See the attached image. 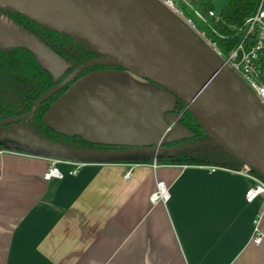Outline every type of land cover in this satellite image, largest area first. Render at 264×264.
Returning a JSON list of instances; mask_svg holds the SVG:
<instances>
[{
  "label": "crops",
  "instance_id": "0c3cea01",
  "mask_svg": "<svg viewBox=\"0 0 264 264\" xmlns=\"http://www.w3.org/2000/svg\"><path fill=\"white\" fill-rule=\"evenodd\" d=\"M153 93L124 70L94 71L55 101L47 122L89 140L150 135ZM52 163L0 150V264H264V195L245 202L250 177L182 163L85 164L69 175L61 164L63 178L45 181ZM157 181L169 188L165 203L150 201Z\"/></svg>",
  "mask_w": 264,
  "mask_h": 264
},
{
  "label": "water",
  "instance_id": "95a60500",
  "mask_svg": "<svg viewBox=\"0 0 264 264\" xmlns=\"http://www.w3.org/2000/svg\"><path fill=\"white\" fill-rule=\"evenodd\" d=\"M1 7L44 28L81 38L105 58L75 68L39 96L26 114L1 120L0 150L81 164H167L159 160L221 149L236 165H210L247 168L264 181V105L202 39L159 1L0 0ZM0 22L5 25L0 26V47L29 50L55 77L69 68L49 47L2 13ZM106 65L118 66L159 91L150 99L154 117L150 135L136 128L135 132L119 134L114 138L117 140L98 141L86 139L79 132L58 130L47 122L56 102L43 116L49 128L89 143L122 148L96 151L69 147L39 137L25 124L41 103L71 84L81 72ZM178 99L206 140L165 147L193 136L178 122L180 116H165L174 110Z\"/></svg>",
  "mask_w": 264,
  "mask_h": 264
},
{
  "label": "trees",
  "instance_id": "16d2710c",
  "mask_svg": "<svg viewBox=\"0 0 264 264\" xmlns=\"http://www.w3.org/2000/svg\"><path fill=\"white\" fill-rule=\"evenodd\" d=\"M211 1L212 0H192V3L195 9L208 16V11L213 10ZM258 1L259 0H230L219 14V22H214L212 18L208 17L206 23H198L196 20L195 21L205 30L207 37L215 40L221 47L226 46L230 48V45L232 46L236 42V38H231L230 36L233 34L230 30V26L240 25L246 18L253 14L256 10ZM0 13L33 34L41 43L49 47L69 65V68L65 72L55 77L29 50L25 48L0 47V121L9 117L26 114L39 96L62 82L75 68L85 62L105 58L103 54L93 51L89 44L81 38L64 33H57L53 30L44 28L16 14L10 8L1 7ZM220 36L226 38H221ZM229 48H226L225 51ZM104 69L121 68L115 65L94 66L81 72L72 83L91 72ZM71 84L41 103L32 118L27 120L25 124L39 137L65 146L96 151L121 149L122 147L120 146L89 143L78 136L71 137L60 134L49 128L43 122V116L50 105L53 104ZM177 105L180 108L184 107V104L179 99L177 100ZM185 116L186 120L190 121V124L196 129L195 132L198 135L193 142L206 140L204 134L196 126L192 116L188 112H185ZM186 144L189 143L183 145ZM159 162L188 164L224 163L227 165H236L221 149L201 151L175 159H161Z\"/></svg>",
  "mask_w": 264,
  "mask_h": 264
},
{
  "label": "built area",
  "instance_id": "2783aa9c",
  "mask_svg": "<svg viewBox=\"0 0 264 264\" xmlns=\"http://www.w3.org/2000/svg\"><path fill=\"white\" fill-rule=\"evenodd\" d=\"M169 8L184 24H186L200 39H202L221 61L244 83V85L255 95V97L264 105V0H259L256 10L240 25L230 26L233 32L231 38H236L234 45L219 46L212 38L207 37L206 32L198 23H206L207 17L212 18L214 22H219L220 17L214 10L208 11V16L195 9L192 0H178L182 9L174 5L173 0H157ZM198 23H196V21ZM214 31V30H213ZM221 38H226L222 37ZM227 40V39H226ZM226 48H229L227 51ZM46 172L43 174V180L48 181L52 178L61 179L64 174L60 170L61 164H68L71 170L69 175H75L78 169L85 165L81 163H70L63 161H52ZM156 168L160 163L150 164ZM201 165V164H200ZM210 172L216 170L229 169L244 176L253 179L254 183L245 191V202L253 203L256 198L264 195V181L247 168L230 169L221 165H206ZM130 172L125 173L129 177ZM169 199V188L163 181H157L155 188L150 195L151 203L167 202ZM262 214L253 222V234L251 242L255 245L261 244L263 233L259 227Z\"/></svg>",
  "mask_w": 264,
  "mask_h": 264
},
{
  "label": "rangeland",
  "instance_id": "374dc122",
  "mask_svg": "<svg viewBox=\"0 0 264 264\" xmlns=\"http://www.w3.org/2000/svg\"><path fill=\"white\" fill-rule=\"evenodd\" d=\"M190 1V0H189ZM230 0H212L211 1V5H212V8H213V10L215 11V13L216 14H220L221 13V11L223 10V8L225 7V5L229 2ZM173 2H174V5L177 7V8H179V9H182L183 10V8H182V5L179 3V1L178 0H173ZM184 120H186V116H184ZM182 125V127L184 128V129H186L188 132H190V133H192L193 134V136L191 137V138H189V139H182V140H195L196 138L195 137H197L198 135H196L197 133L195 132L196 131V129L190 124V121H187L186 120V124L185 125H183V124H181ZM193 138H195V139H193ZM171 144V143H170ZM182 164H188V163H182ZM200 165V164H199Z\"/></svg>",
  "mask_w": 264,
  "mask_h": 264
},
{
  "label": "flooded vegetation",
  "instance_id": "af4514ba",
  "mask_svg": "<svg viewBox=\"0 0 264 264\" xmlns=\"http://www.w3.org/2000/svg\"><path fill=\"white\" fill-rule=\"evenodd\" d=\"M183 109H184V107H183V108H180V107L177 105V102H176V105H175L174 110H173L172 112H170V113L165 114V116H166V117H167V116H170V115L180 116V118L178 119V122H179L180 124L185 125V124H186V120H184L185 112H183ZM169 125H171V124L169 123ZM196 135H197V134H196ZM195 138H197V137H195ZM195 138H193V139H195ZM185 143H193V141H192L191 139H190V140H182V141H178V142H175V143L166 144V145H164V146H165V147H169V146H182V145L185 144Z\"/></svg>",
  "mask_w": 264,
  "mask_h": 264
}]
</instances>
